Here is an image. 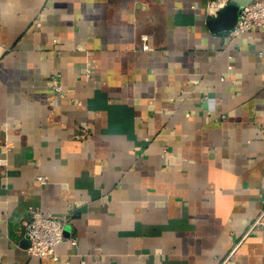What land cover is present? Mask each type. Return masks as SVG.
<instances>
[{
  "label": "crops",
  "instance_id": "0c3cea01",
  "mask_svg": "<svg viewBox=\"0 0 264 264\" xmlns=\"http://www.w3.org/2000/svg\"><path fill=\"white\" fill-rule=\"evenodd\" d=\"M209 2L0 0V264H264V27Z\"/></svg>",
  "mask_w": 264,
  "mask_h": 264
},
{
  "label": "built area",
  "instance_id": "2783aa9c",
  "mask_svg": "<svg viewBox=\"0 0 264 264\" xmlns=\"http://www.w3.org/2000/svg\"><path fill=\"white\" fill-rule=\"evenodd\" d=\"M225 1L210 0L208 8L215 12ZM254 26L264 27V0H250L242 5L236 20L232 27L227 32V37H235L238 34L251 29ZM148 33H142V41L149 38ZM146 48H151L150 45L143 44ZM51 85L56 93L62 94L63 88L60 79L55 75H51ZM37 179L41 182L45 181L44 175H38ZM25 226L24 237L29 240L26 249L31 254L40 256H50L53 259L58 258L56 246L64 238L65 217L52 215L43 211L40 207H31L28 217L23 221ZM264 223V210H262L249 228ZM75 243V239H72ZM236 246L229 251L221 264L225 263L234 254Z\"/></svg>",
  "mask_w": 264,
  "mask_h": 264
},
{
  "label": "water",
  "instance_id": "95a60500",
  "mask_svg": "<svg viewBox=\"0 0 264 264\" xmlns=\"http://www.w3.org/2000/svg\"><path fill=\"white\" fill-rule=\"evenodd\" d=\"M249 1L250 0H226L213 15L207 18L206 25L208 29L212 32L226 35L236 20L242 5ZM22 243L24 246H27L29 240L23 238Z\"/></svg>",
  "mask_w": 264,
  "mask_h": 264
}]
</instances>
